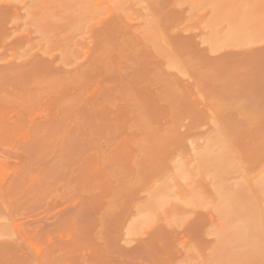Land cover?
<instances>
[{"label": "rangeland", "instance_id": "374dc122", "mask_svg": "<svg viewBox=\"0 0 264 264\" xmlns=\"http://www.w3.org/2000/svg\"><path fill=\"white\" fill-rule=\"evenodd\" d=\"M0 264H264V0H0Z\"/></svg>", "mask_w": 264, "mask_h": 264}, {"label": "bare ground", "instance_id": "6f19581e", "mask_svg": "<svg viewBox=\"0 0 264 264\" xmlns=\"http://www.w3.org/2000/svg\"><path fill=\"white\" fill-rule=\"evenodd\" d=\"M252 227H253V226H252ZM252 227H251V230H252ZM254 228H255V226L253 227V230L255 231V230H257L258 227L255 228V229H254ZM248 230H249V228H248ZM249 232H251V231H249ZM249 240H250V239H249ZM250 241H252V240H250ZM250 241H248V242H250ZM246 242H247V241H246ZM253 244H255V243H253ZM253 244H251V245L253 246V247L251 246L252 249H253L252 251H254V250H255V251H256V250L258 251V248H259L258 246H259V244H258V243H257L258 245H253ZM256 247H257V248H256ZM259 249H260V248H259Z\"/></svg>", "mask_w": 264, "mask_h": 264}]
</instances>
